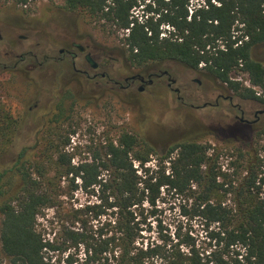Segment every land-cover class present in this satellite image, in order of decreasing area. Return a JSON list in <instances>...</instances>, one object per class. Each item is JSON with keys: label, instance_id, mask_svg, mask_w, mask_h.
<instances>
[{"label": "trees", "instance_id": "trees-1", "mask_svg": "<svg viewBox=\"0 0 264 264\" xmlns=\"http://www.w3.org/2000/svg\"><path fill=\"white\" fill-rule=\"evenodd\" d=\"M9 1L26 6L33 0ZM62 1L68 13L81 12L115 33L125 32L132 66L178 62L204 69L241 99L264 105L254 89L232 78L236 71L246 73L264 95V65L251 53L264 45V0ZM2 111L0 146L6 147L17 127ZM57 133L55 117L44 131L38 159H26L24 151L0 173V264L4 258L10 264H264V159L234 187V174L223 172L211 147L197 141L176 144L151 170L146 165L154 150L134 135L109 142L105 158L74 165V156L60 150ZM69 144L67 138L62 145ZM80 189L97 202L69 210L58 221V241L44 239L39 215L56 195L72 196ZM164 192L194 199V215L208 229L215 225L208 242L198 244L188 233L172 238L162 229L159 241L144 236L151 231L149 208ZM229 195L234 205L226 203Z\"/></svg>", "mask_w": 264, "mask_h": 264}, {"label": "rangeland", "instance_id": "rangeland-1", "mask_svg": "<svg viewBox=\"0 0 264 264\" xmlns=\"http://www.w3.org/2000/svg\"><path fill=\"white\" fill-rule=\"evenodd\" d=\"M62 5V0H33L26 6L0 0V64L8 66L7 70L0 67V109L14 119L17 127L10 144L0 146V173L13 167L24 151L26 159H38L44 149V131L55 117L58 146L63 153L74 156V165L96 156L105 158L108 143H116L125 133L153 148L152 161L146 165L151 170L178 143L197 141L210 146L209 152L218 158L222 171L234 174V187L242 184L250 166L264 159V118L257 125H242L236 118L241 117L240 112L229 100L219 99V105L215 104L223 96L232 98L233 105L246 111L262 109L264 105L241 99L204 69L195 71L178 62L136 68L128 60L122 41L125 32L115 33L103 22H92L84 13H68ZM74 43L87 49L86 53L100 64L99 70L90 68L85 54ZM27 53L36 57L20 61ZM69 53L77 57L78 71ZM251 53L264 65V45L254 47ZM79 71L97 77L88 79ZM164 71L176 80L172 88L167 77L154 79L142 92L139 83L129 89L114 84L125 85V79L136 74L147 77ZM101 74L109 75L111 81ZM232 78L244 86L249 79L242 71L232 73ZM206 104L213 106L204 107ZM245 118L254 119L248 113ZM67 138L70 144L64 148ZM175 156L176 153L171 158ZM138 165L135 162L134 167ZM104 176L107 178L108 172ZM62 186L66 188L68 184L64 182ZM56 196L51 207L38 217L37 229L50 241H58V221L65 220L69 210L97 202L81 189L72 196ZM261 196L264 197V188ZM234 200L229 195L226 203L234 205ZM194 206V199L187 195L164 192L155 207H147L150 212L146 228L151 231L144 236L159 241L162 229L172 238L175 233H188L198 244H205L215 225L208 229L194 215ZM4 264H10L7 258Z\"/></svg>", "mask_w": 264, "mask_h": 264}, {"label": "flooded vegetation", "instance_id": "flooded-vegetation-1", "mask_svg": "<svg viewBox=\"0 0 264 264\" xmlns=\"http://www.w3.org/2000/svg\"><path fill=\"white\" fill-rule=\"evenodd\" d=\"M74 44H75V43H74ZM74 44H73V46H74ZM75 48H76V47H75ZM84 48H85V47H84ZM76 49H77V48H76ZM77 50H78L80 53L85 54V57H86L87 54H90V53H88V52L86 53V51H87L86 48H85V51H84V52H81L79 49H77ZM62 52H63V51H61V53H62ZM69 55L71 56V60H72V64H73L74 69L77 70V69H76V58H77V57L71 55L70 53H69ZM90 55H91V54H90ZM33 56H34V55H32L31 53H27L25 56H24V55L21 56V57L19 58V60L22 61V62H24V61L26 60V58H28V57H31V58H32ZM34 57H36V56H34ZM46 59H47V58L45 57V61H46ZM85 61H86V59H85ZM86 62H87V61H86ZM97 64H98V63H97ZM14 65L17 66L18 64L15 63ZM39 65H41V63H39ZM89 66H90V65H89ZM0 67H2V68L5 69V70L8 69V66L5 65V64H0ZM100 67H101L100 64H98V68H97V69H93V68L90 66V68H91L92 70H95V71H96V70H99ZM77 71H78V70H77ZM79 72L82 73L84 76H86L88 79H94V78L97 77V74L91 76V74H89V72H87V71H82V72L79 71ZM101 77H102V78H107L109 82L111 81V79L109 78V75H107V74H101ZM164 77H167V79H168V81H169L168 86H169L170 88H172V87L176 84V80L173 79V78L171 77V75H170L167 71L161 72V73H159V74H149V75H147V77H145V76H143V75H140V74H136V75H134V76H132V77L126 78V79H125V85H120V83H118V82H114V84H115L116 86H119V87L122 88V89H129V88L133 87L135 84L139 83V84H140V88H139V90H140L141 88H143V90H144L146 85H152V84L154 83V79L160 80V79H162V78H164ZM199 84H200V83H199ZM174 91H175L177 94H180V90H179V89H175ZM179 99L182 100L180 97H179ZM219 99L229 100L230 103L232 104V106L240 112L241 117H238V116H237L236 118L239 119V123H241L242 125H248V126L257 125V124H259V123L262 121V119L264 118V113H263V114H260V113H259L260 111L264 110V107H263L262 109H256L255 111H252V110L246 111V110H243L240 106L233 105V100H232V98H227V97H223V96H219V98L217 99L216 104H215L216 107L219 105ZM259 104H260V103H259ZM261 105H262V104H261ZM206 106H213V105H211V104H206V105H204V107H206ZM196 108H197V107H196ZM246 113H248V115H252V114H253L254 119H253L252 121L247 120V119L245 118Z\"/></svg>", "mask_w": 264, "mask_h": 264}, {"label": "water", "instance_id": "water-1", "mask_svg": "<svg viewBox=\"0 0 264 264\" xmlns=\"http://www.w3.org/2000/svg\"><path fill=\"white\" fill-rule=\"evenodd\" d=\"M74 47H76L77 49H79L81 52L85 51V48L83 46H81L80 44H74ZM87 63L93 68V69H97L98 68V64L95 62V60L93 59V57L90 54H87L85 57ZM200 83V82H198ZM140 91H143V88L140 89ZM260 114L264 113V110L259 112Z\"/></svg>", "mask_w": 264, "mask_h": 264}, {"label": "built area", "instance_id": "built-area-1", "mask_svg": "<svg viewBox=\"0 0 264 264\" xmlns=\"http://www.w3.org/2000/svg\"><path fill=\"white\" fill-rule=\"evenodd\" d=\"M245 85H246L247 88L254 89L257 92L258 96H262L264 98L263 91L259 87L253 86L249 79H248V81L246 82Z\"/></svg>", "mask_w": 264, "mask_h": 264}]
</instances>
